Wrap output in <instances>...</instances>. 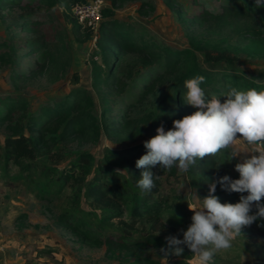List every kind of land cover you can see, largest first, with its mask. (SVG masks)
Segmentation results:
<instances>
[{
	"label": "rangeland",
	"instance_id": "rangeland-1",
	"mask_svg": "<svg viewBox=\"0 0 264 264\" xmlns=\"http://www.w3.org/2000/svg\"><path fill=\"white\" fill-rule=\"evenodd\" d=\"M188 15H198L204 9L220 12L227 0H179ZM256 2V0H253ZM107 6L110 7L109 2ZM237 1L232 3L236 4ZM150 4V5H149ZM64 8L60 4L45 5L38 9L23 10L18 5L0 7V39L14 38L24 46L23 53L29 49L28 43L35 46L48 42L49 49L56 54L57 60L49 62L46 69L36 68L37 60L44 61L47 49L33 53L22 61L21 70H36L30 80L23 83L19 92L31 100L34 109L45 103H52L68 94L72 89L85 88L94 99L97 116L103 119V92L92 86L91 58L96 51L98 33L86 41L88 29L84 26L78 34L73 32V26L63 15ZM36 17L40 24L25 29L20 25L19 18ZM264 14L259 22L264 28ZM114 18L130 23L138 35L150 43L173 49L188 48L197 55L199 64L208 72L218 74L234 73L244 81H253L264 85V51L250 53L240 51L235 55L234 63L206 62L198 45L210 36L211 24L183 20L175 9L166 4V0H127L123 5L114 9ZM254 23L252 17L232 20L223 30L214 29L211 37L219 40L227 39L235 47L246 48L248 41H243L241 32ZM254 25H256L254 23ZM10 26V28H9ZM44 38L46 39L44 41ZM228 43V42H227ZM264 48V42L261 43ZM38 47V46H37ZM248 50V48H246ZM60 52V53H58ZM95 59L103 64L101 56ZM122 75L127 83L123 92L106 90L114 110V117L120 119L125 111H129L132 125L127 131H118L109 136L102 132L94 142L74 138L69 142L56 141L52 144L55 155L64 157L62 162L52 169L59 172L70 166L82 153H89L94 157L93 170L86 178L89 182L104 159L107 148L122 149L151 139L157 135V128L152 126L151 118L163 112L165 114L186 115L193 114L196 109L184 101L180 102L176 82L170 80L157 85L146 99L138 100L145 84L161 71L159 64L146 65L141 55L129 53L123 60ZM78 77V82L76 78ZM10 81V69L0 67V93L16 92ZM210 91V90H209ZM207 95V94H206ZM223 102V100H221ZM107 106V104H106ZM165 131L172 129L173 123L165 125ZM8 132L0 127V142L4 141ZM238 138H242L238 134ZM250 146L238 141L236 149L243 153ZM61 149V150H59ZM46 151V150H45ZM44 151V152H45ZM219 155L222 163L230 166L233 174H239L235 165L241 162L240 157L231 159L230 153ZM143 153L139 158H141ZM243 155V154H242ZM249 157L251 154H248ZM46 156L43 154V157ZM119 169L123 177H130L132 170L126 166L111 167ZM159 165L155 172L159 175L158 191L152 195L167 197L163 210V220L167 224L164 231H152L150 223L138 221L135 229H122L118 222L120 218L109 219L110 206L94 207L92 199L88 198L82 183L60 182L57 176H45L40 183L36 178L28 179L27 175L13 169L3 176L0 173V264H127L136 255L152 257L161 264H197L193 253L184 246L183 255H165L161 248H167L166 237L178 236L183 239L180 229L187 230L192 223L194 213L186 209H179V204L185 200L186 193L196 190L191 185V175L198 177L197 166L193 165L181 178H174ZM80 173V172H79ZM152 196V197H153ZM201 197V196H200ZM202 199V198H201ZM264 203V200L261 201ZM121 219L131 220L132 204H124ZM189 209V206H188ZM257 209L253 207L251 214ZM69 219V222L67 220ZM133 223V221H130ZM76 226L88 229L93 234L92 240H83L80 232L73 230ZM77 232V231H76ZM123 233L125 241L140 240L155 235L160 238L156 244L135 250L122 249V242L115 243L109 251L106 239L109 235ZM126 242V243H127ZM211 264H264V218H259L241 230V235L232 242V247L217 253Z\"/></svg>",
	"mask_w": 264,
	"mask_h": 264
},
{
	"label": "trees",
	"instance_id": "trees-1",
	"mask_svg": "<svg viewBox=\"0 0 264 264\" xmlns=\"http://www.w3.org/2000/svg\"><path fill=\"white\" fill-rule=\"evenodd\" d=\"M83 0H0V7L9 5H18L23 10L38 9L45 5L60 4L63 8V15L66 21L73 26V32L78 34L84 25L73 14V8L77 3ZM91 1V0H87ZM110 7L105 6L102 10L103 20L99 27L98 38L96 42V51L91 58V78L92 86L103 92L102 103L104 104L103 119H100L94 107V99L90 92L82 87L72 89L68 94L52 103H45L34 109L31 100L19 92L23 83L30 80L31 75L36 70H21L24 58L31 56L35 52L47 49V57L44 61L37 60L36 68L46 69L49 62L56 61V54L49 49L48 42H43L37 46L28 43L29 49L23 53L24 46L11 39H0V67L10 69V81L16 92L0 93V127L4 126L7 135L4 141L0 142V173L6 176L9 171L17 169L26 174L28 179L37 174L36 183L42 182L45 176H57L60 182L82 183L88 198L92 199L91 204L94 207L110 206L108 210L109 219L120 218L118 224L122 229H135L138 221L142 220L150 223L152 231H164L167 228L163 220V210L165 209V200L167 197H154L152 194L158 191V179L155 180V187L151 192H142L137 187V181L141 178L142 169L136 167V161L146 153L144 142L125 147L122 149L107 148L104 153V159L97 165L94 176L86 183L87 176L93 170L94 157L89 153H82L78 160L64 170L58 171L52 169L50 165H56L62 162V155H55L52 151V144L56 141L69 142L74 138L83 141H96L102 132L109 136L118 131H127L132 122L130 121L129 111H125L120 119L114 116V110L109 106L110 102L104 91L123 92L127 85L122 75V63L129 53L141 55L146 65L159 64L161 71L156 74L147 84H145L138 100L142 101L153 92L157 85H162L170 80L176 82L179 101H184L183 96L186 92L184 81L196 76H204L205 82L201 85L206 94L210 97L215 94L222 97L229 90V86L236 87L239 90H248L255 88L258 91L264 90V85L253 81H244V78L238 77L234 73L218 74L206 71L198 62L196 53L188 48L173 49L159 46L156 43H150L140 37L130 23L113 17L114 9L123 5L127 0H106ZM237 1L236 4L232 3ZM166 4L175 9L179 16L187 21L207 23L210 28V36L198 45L202 51L204 59L209 63H234L235 55L240 51L261 53L264 48L261 46L264 42V28L259 22L260 16L264 14V7H257L253 0H227L222 11L213 12L204 9L198 15H188L187 10L179 0H166ZM150 5V4H149ZM264 16V15H263ZM252 17L254 23L249 24L241 32L243 41H248L246 48L235 47L229 40H216L211 37L214 29L223 30L232 20ZM262 17V16H261ZM36 17L19 18V23L23 29L40 24ZM86 27V26H85ZM10 28V26H9ZM88 29L85 37L80 41H86L93 36V31ZM46 39L44 38V41ZM228 42V43H227ZM60 53V52H58ZM101 56L103 64L99 63L95 56ZM78 82V77L76 81ZM210 90V91H209ZM107 104V106H106ZM181 119V115L157 114L151 118L152 126L160 127L162 124L168 125L174 120ZM46 150V151H45ZM61 150V149H59ZM230 148L222 150L216 156L205 157L203 160H197L196 166L199 173L198 177L191 175V185L201 192L203 199L208 195L209 185L219 178L229 175L232 179H238L239 174H233L229 165L221 162L219 155L227 153ZM45 151V152H44ZM43 154L46 156L43 157ZM128 167L132 170L130 177L124 178L122 173H117L111 167ZM157 167V166H156ZM155 167V168H156ZM155 168L153 172H155ZM190 170V169H189ZM168 174L174 178H181L185 172H181L175 165L171 169H165ZM80 172V173H79ZM36 178V176L34 177ZM216 196L220 198L221 203L239 202L240 193L227 192L217 184ZM243 195H247L244 193ZM153 196V197H152ZM132 204L130 213L131 220L121 219L124 210L122 206L128 203ZM179 209H188L186 200H182ZM68 222L69 219L67 218ZM130 221H133L131 223ZM80 232L79 236L83 240H92L93 234L90 230L76 226L73 230ZM77 231V232H76ZM109 235L106 239L108 250L114 248L115 243L122 242V249L135 250L145 248L151 244H156L160 238L150 235L145 239L125 241L123 233ZM127 242V243H126ZM127 264H161L160 261L144 255H136ZM122 264V263H121Z\"/></svg>",
	"mask_w": 264,
	"mask_h": 264
},
{
	"label": "clouds",
	"instance_id": "clouds-1",
	"mask_svg": "<svg viewBox=\"0 0 264 264\" xmlns=\"http://www.w3.org/2000/svg\"><path fill=\"white\" fill-rule=\"evenodd\" d=\"M256 6L264 7V0H256ZM204 82L202 75L184 81V102L196 111L174 120L170 130L165 131L163 124L157 128V135L144 141L146 154L136 161V167L142 169L137 187L142 192H151L155 180L159 179L153 172L157 165L163 169L175 165L186 173L197 160L216 156L228 148L233 149L231 159L241 158L235 165L238 179L225 175L210 183L208 195L203 199L196 190L186 193L185 200L194 213L192 223L186 231L179 230L183 239L178 236L165 238L167 248L161 251L166 256L183 255L186 246L197 264H211L217 253L232 247L243 227L264 218V203L261 202L264 200V90H239L229 86L222 96L226 99L221 102V97L215 94L206 95L201 87ZM238 134L242 138H238ZM238 141L250 148L239 152L236 149ZM125 171L116 170L117 173ZM217 184L229 193H240L239 202L221 203L215 195ZM253 207L257 209L255 214H251Z\"/></svg>",
	"mask_w": 264,
	"mask_h": 264
},
{
	"label": "built area",
	"instance_id": "built-area-1",
	"mask_svg": "<svg viewBox=\"0 0 264 264\" xmlns=\"http://www.w3.org/2000/svg\"><path fill=\"white\" fill-rule=\"evenodd\" d=\"M105 6H107L106 0H86L85 3H77L74 6L73 14L81 24L90 28L96 36L103 20L102 10Z\"/></svg>",
	"mask_w": 264,
	"mask_h": 264
},
{
	"label": "water",
	"instance_id": "water-1",
	"mask_svg": "<svg viewBox=\"0 0 264 264\" xmlns=\"http://www.w3.org/2000/svg\"><path fill=\"white\" fill-rule=\"evenodd\" d=\"M82 2H83V3H85V2H86V0H83Z\"/></svg>",
	"mask_w": 264,
	"mask_h": 264
}]
</instances>
